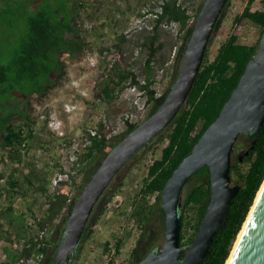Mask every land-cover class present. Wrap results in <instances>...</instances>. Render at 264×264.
<instances>
[{
	"label": "trees",
	"instance_id": "16d2710c",
	"mask_svg": "<svg viewBox=\"0 0 264 264\" xmlns=\"http://www.w3.org/2000/svg\"><path fill=\"white\" fill-rule=\"evenodd\" d=\"M203 2L204 0H166L155 28L152 31H143L141 41L138 42L142 52H146L142 67L146 82L140 81L133 64L124 65L116 61L98 78L96 88L98 87L100 92L97 97L111 101L128 83H136L147 91L150 108L144 120L149 117L161 105L178 74V64L181 63L186 43ZM254 2L255 0H248L243 11L234 17V23L251 21L258 26L259 37L255 42L248 43L243 41L239 34L232 33L221 42L213 57L210 56L208 46L192 91L169 126L161 132L165 134V145L160 156L155 157L149 164L143 184L133 199L129 213L127 212L128 218H132L141 231L131 251L130 262L117 261L111 257L106 264H136L148 252L162 246L158 242L162 235L165 237V211L161 204L163 187L206 128L217 118L249 59L259 48L264 29V0H261V8L252 10ZM87 7L86 2L82 0H0V25L11 28L22 22L24 26L6 60L0 63V163L5 164L6 160L22 163L25 150L32 145L31 141L37 135V104L42 102L67 74L66 59L77 61L90 54V43L78 22L82 10ZM224 11L215 25L212 38L222 22ZM163 19L179 23L180 42L178 39L171 40L168 34L164 36L162 29L165 28L159 26ZM117 39L119 42L115 43V47L121 51L122 43L128 38L123 31ZM176 45L175 68L170 84L157 95L153 86L156 82L155 72L164 68L169 61L165 49L169 46L170 53ZM107 49L110 51L111 46ZM48 120L47 118L45 122ZM142 121L127 120L126 129L112 137H109L110 130L105 127V123L99 122L97 133L92 136L90 143L84 146L79 156L85 176L70 202H67L68 190L58 195L49 192L48 172L35 166L33 162L28 165L27 172L20 171L17 166H13L9 172L5 168L0 169V197L7 196L12 202L18 195L26 198L33 190L35 197L45 196V214L38 220L41 229H44L45 221L53 220L66 207L62 223L57 228L59 234L56 241L59 243L69 212L84 185L109 149ZM155 141L156 137L135 155L145 152ZM246 142L249 153L243 160H239L237 155L238 162L232 163L230 172L232 179L240 183V189L232 198L226 221L217 230L210 252L201 264L226 263L264 181V124L257 134H241L236 144L243 147ZM183 192L180 208L181 244L187 245L193 241L211 197L208 165L201 167L187 180ZM114 195L115 192H108L105 200L100 198L95 209L100 206L105 209V203ZM152 195H155L154 199H151ZM32 207L29 206V210L34 215ZM156 214L162 219L160 232L151 226ZM24 217L25 212L17 213L11 204L0 210V243L7 257L3 264H16L34 254L47 255L51 250V237L42 235L39 238V234H28V227L31 226L25 223ZM93 218L92 213L82 236L83 241L93 232ZM54 237L53 235V239ZM21 242L24 243L22 248L19 247ZM110 243L106 241L105 250L109 249ZM122 246L123 238L119 237L114 246L116 254L121 252ZM55 253L48 254V264L54 260Z\"/></svg>",
	"mask_w": 264,
	"mask_h": 264
},
{
	"label": "rangeland",
	"instance_id": "374dc122",
	"mask_svg": "<svg viewBox=\"0 0 264 264\" xmlns=\"http://www.w3.org/2000/svg\"><path fill=\"white\" fill-rule=\"evenodd\" d=\"M82 1L86 2L88 7L86 10H82L78 22L90 43V55L94 54L97 56L98 68L94 70L87 67L89 55L77 61L66 59L68 62L67 74L50 91L49 95L37 104L38 122L35 130L37 135L31 141L32 145L25 150L22 163L17 164L10 160H6L5 164L0 163V169L4 167L8 172L13 166H17L20 171L24 170V172H27L28 165L31 162L35 163L38 168H44L48 172L49 192H51V178L58 170L70 164V157L74 153L80 156L84 146L92 140V137L89 138L90 134L94 130L98 131L99 122L102 121L109 125V137L120 134L125 130L127 124H123L122 119L124 111L130 107L129 103L124 100L114 99L106 101L97 97L100 90L98 87L96 88L94 80L102 76L109 68L106 58L107 54L104 51L108 50L109 46H111V49L116 48L115 43L119 42L117 36L123 33L141 6L150 0ZM247 2L248 0L229 1L223 13L222 22L209 45L211 57L216 54L221 42L232 33L239 34L241 39L248 43L255 42L259 37V28L251 21L243 20L242 22L234 23V17L243 11ZM261 7V0H255L251 9L255 10ZM23 27L22 22L15 24L11 28L0 25V63L6 60ZM162 33L164 36H167L166 34L170 35L171 40L175 41L178 39V42H180L181 33L176 34L175 31L169 29H162ZM143 34L144 32L142 31L122 43V59L120 61L124 65L133 64V68L139 74L141 80L145 78L142 67L146 52H142L138 42L141 41L140 38ZM168 48L169 46L165 49V53L169 57V61L164 68L157 69L154 76L156 82L153 86L159 94L170 84L175 68L174 55L177 45L173 47L170 53ZM180 64H178L177 69H179ZM96 72L99 75L96 76ZM51 114L61 120L63 134H59L51 128L49 124ZM47 118L49 120L45 122ZM144 118L145 116L139 121L144 120ZM164 135V133L158 135L156 141L145 152L135 155L116 175L113 182L116 190L115 195L105 203V209L100 206L94 210L93 232L86 236L80 244L74 264H106L111 257H114L117 261L130 262L131 251L140 237L141 231L134 220L128 218L127 212L129 213L133 199L143 184L149 164L161 154V149L166 142L163 139ZM109 141L111 142L112 139ZM246 145L247 142L244 143L243 147L235 144L232 163L238 162L237 155L242 149L247 147ZM1 153L2 149L0 148V155ZM83 169L84 167L80 163L79 170L73 181L63 185L62 191L68 190V195L70 194L72 198L85 176ZM234 182L232 179V183ZM34 193V190L29 192L26 198L18 195L12 202L7 196L0 197V210L11 204L17 213L24 211V221L31 226L30 228L28 227V234H39V238L42 235L51 237V250L48 254H53L55 249H57V246L53 249L56 240V237L53 239V235H56L54 233H57V228L62 223L61 220L66 212V207L53 220L45 221L44 229H41L38 220L45 214L47 199L41 195L35 197ZM183 195L184 192L182 197ZM35 198L36 201L34 202ZM154 198L155 195H152L151 199ZM29 206H33L34 215L29 210ZM151 226L155 231L160 232L162 219L159 214L155 215L151 221ZM119 237L123 238V246L121 252L116 254L114 246ZM106 241L111 242L108 250H105ZM163 242L164 235H162L158 243L161 245ZM23 245V242L19 243L20 248ZM48 254H34L30 258L25 259L26 264H48ZM6 258L4 247L0 243V264H3ZM16 264L19 263L17 262Z\"/></svg>",
	"mask_w": 264,
	"mask_h": 264
},
{
	"label": "water",
	"instance_id": "95a60500",
	"mask_svg": "<svg viewBox=\"0 0 264 264\" xmlns=\"http://www.w3.org/2000/svg\"><path fill=\"white\" fill-rule=\"evenodd\" d=\"M230 0H204L186 43L178 74L161 105L122 140L109 149L84 185L69 212L51 264H70L99 199L127 162L157 137L188 99L212 40L213 30ZM264 124V29L259 48L217 118L206 128L191 152L166 181L161 204L165 211V237L136 264H201L217 230L227 218L240 183H232V155L241 134H257ZM249 153L242 149L239 160ZM210 170L211 197L192 242L181 244L182 193L187 180L201 167ZM229 259V260H228ZM227 264H264V181L238 234ZM225 263V264H226Z\"/></svg>",
	"mask_w": 264,
	"mask_h": 264
},
{
	"label": "built area",
	"instance_id": "2783aa9c",
	"mask_svg": "<svg viewBox=\"0 0 264 264\" xmlns=\"http://www.w3.org/2000/svg\"><path fill=\"white\" fill-rule=\"evenodd\" d=\"M165 1L166 0H150L145 2L138 10L134 19H132L127 28L124 29L125 37L133 38L141 31H152L155 28L158 19L160 18ZM159 26L165 29L173 30L176 34L181 33L180 25L175 20L169 21L167 19H163L160 21ZM104 53L107 54L106 58L108 60L109 67L113 66L116 61H121L122 59L121 51L116 48H112L110 51L105 50ZM87 60V67L94 70L98 68V59L96 55L89 54ZM97 75H99V73L96 72V76ZM96 80L98 81V78ZM96 80H94L95 84L97 83ZM140 81L142 83L146 82L145 78L143 80L140 79ZM157 95H159L158 92ZM114 100H124L129 103L130 107L123 113V124H127V120L130 122H138L142 117H146L150 105L148 102L147 91L136 83H128V85L119 93L117 97L114 98ZM49 124L55 132L59 134L64 133L62 122L57 116L51 114ZM105 127L109 129V125L106 123ZM95 133H97V130H94L92 134H90L89 138H91L92 135H95ZM79 166V158L74 153V155L70 157V164L64 166V168L61 170H58V172H56L51 178L50 185L51 193L53 195L61 194L63 192V185L73 181L74 176L79 170ZM71 199L72 196L69 194L67 202H70ZM25 261L26 260L21 259L19 264H26Z\"/></svg>",
	"mask_w": 264,
	"mask_h": 264
},
{
	"label": "flooded vegetation",
	"instance_id": "af4514ba",
	"mask_svg": "<svg viewBox=\"0 0 264 264\" xmlns=\"http://www.w3.org/2000/svg\"><path fill=\"white\" fill-rule=\"evenodd\" d=\"M149 112V111H148ZM126 129V128H125ZM114 180L115 179H113L112 180V182L109 184V186L107 187V189L105 190V192L103 193V195L101 196V198H102V200H105L106 199V195H107V193L109 192H115L116 190H115V186H114V184H113V182H114ZM100 200V199H99ZM94 210H95V208H94ZM58 234H59V231L56 233V235H55V239L57 240L58 239ZM55 240V242H54V245H53V249L57 246L58 247V243H57V241ZM83 242V239L81 240V242H80V244ZM80 244L78 245V248H77V250L79 249V247H80ZM77 252V251H76ZM51 254V253H50ZM56 254V253H55ZM76 254L77 253H75L74 255H72L71 256V259H70V264H74V261L76 260ZM53 262V261H52Z\"/></svg>",
	"mask_w": 264,
	"mask_h": 264
},
{
	"label": "bare ground",
	"instance_id": "6f19581e",
	"mask_svg": "<svg viewBox=\"0 0 264 264\" xmlns=\"http://www.w3.org/2000/svg\"><path fill=\"white\" fill-rule=\"evenodd\" d=\"M178 21H179V20H178ZM124 35H125V34H124ZM146 39H147V38H146ZM160 42H161V41H160ZM113 45H114V44H113ZM175 52H176V50H175ZM109 69H110V68H109ZM78 157H79V156H78ZM3 168H4V167H3ZM228 260H229V259H228ZM228 260H227V263H228ZM227 263H226V264H227Z\"/></svg>",
	"mask_w": 264,
	"mask_h": 264
}]
</instances>
